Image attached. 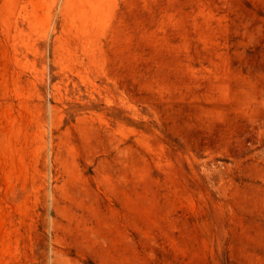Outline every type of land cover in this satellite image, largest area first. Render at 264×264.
<instances>
[{
	"label": "rangeland",
	"instance_id": "1",
	"mask_svg": "<svg viewBox=\"0 0 264 264\" xmlns=\"http://www.w3.org/2000/svg\"><path fill=\"white\" fill-rule=\"evenodd\" d=\"M0 264H264V0H0Z\"/></svg>",
	"mask_w": 264,
	"mask_h": 264
}]
</instances>
